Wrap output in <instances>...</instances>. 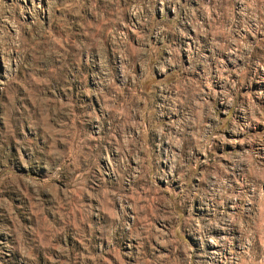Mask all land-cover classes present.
<instances>
[{
  "label": "rangeland",
  "instance_id": "1",
  "mask_svg": "<svg viewBox=\"0 0 264 264\" xmlns=\"http://www.w3.org/2000/svg\"><path fill=\"white\" fill-rule=\"evenodd\" d=\"M0 264H264V0H0Z\"/></svg>",
  "mask_w": 264,
  "mask_h": 264
}]
</instances>
